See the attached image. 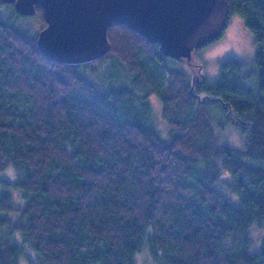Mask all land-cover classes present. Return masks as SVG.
Wrapping results in <instances>:
<instances>
[{
	"label": "trees",
	"instance_id": "16d2710c",
	"mask_svg": "<svg viewBox=\"0 0 264 264\" xmlns=\"http://www.w3.org/2000/svg\"><path fill=\"white\" fill-rule=\"evenodd\" d=\"M228 3L258 44L257 89L237 58L210 84L117 22L107 55L53 62L42 7L0 1V264H135L144 249L157 264H264V0ZM217 112L244 147L219 140Z\"/></svg>",
	"mask_w": 264,
	"mask_h": 264
},
{
	"label": "water",
	"instance_id": "95a60500",
	"mask_svg": "<svg viewBox=\"0 0 264 264\" xmlns=\"http://www.w3.org/2000/svg\"><path fill=\"white\" fill-rule=\"evenodd\" d=\"M17 12L44 11L38 48L51 61H96L110 51L108 28L126 24L166 56L192 60V52L220 38L228 25V0H0Z\"/></svg>",
	"mask_w": 264,
	"mask_h": 264
},
{
	"label": "rangeland",
	"instance_id": "374dc122",
	"mask_svg": "<svg viewBox=\"0 0 264 264\" xmlns=\"http://www.w3.org/2000/svg\"><path fill=\"white\" fill-rule=\"evenodd\" d=\"M33 21L35 23V29L37 31L41 30L42 27L38 20L35 18ZM227 24L228 25L225 27L220 38L202 45L200 48L194 49L192 52V60L188 61L187 58L183 57L184 60H182L181 65H183V68L186 69L191 76L193 75V72L195 76L201 72L203 77L207 79L208 83L215 84V82L220 79V66L228 59L237 58L243 63L246 82L248 79L252 78L250 83H253V85H250V83L247 84L254 87V89H257L258 65H256V52L258 50V44L240 14L233 12L229 17ZM85 73H87L96 83L101 85L102 83H100V80L105 79L103 76L96 78L95 75L87 70ZM101 73L104 74V72ZM148 101L151 103L152 113H154L157 128L163 136L168 137L170 135L171 127L162 117V102L155 93L150 94ZM221 119V113L217 112L216 119H214V131L220 138L219 140L231 144L232 146L244 147L247 142L246 134L241 130L240 126L234 125L229 121L220 122ZM232 183L233 179L226 174L223 175L217 183V190L226 195L230 200L236 198ZM15 194V204L18 205L20 202V192L17 191ZM253 236L256 243L261 242L262 238H264V230H255ZM145 253L147 256L143 255ZM32 257L29 256V258ZM137 258V262H134L135 264H157L152 260L148 249L141 251L137 255ZM33 259H35V257H33ZM27 261L28 260L25 258L21 261V264H30V262Z\"/></svg>",
	"mask_w": 264,
	"mask_h": 264
}]
</instances>
